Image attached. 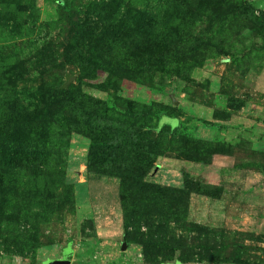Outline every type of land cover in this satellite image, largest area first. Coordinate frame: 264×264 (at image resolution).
Wrapping results in <instances>:
<instances>
[{
    "label": "rangeland",
    "instance_id": "1",
    "mask_svg": "<svg viewBox=\"0 0 264 264\" xmlns=\"http://www.w3.org/2000/svg\"><path fill=\"white\" fill-rule=\"evenodd\" d=\"M65 256L264 264V0H0V264Z\"/></svg>",
    "mask_w": 264,
    "mask_h": 264
},
{
    "label": "water",
    "instance_id": "2",
    "mask_svg": "<svg viewBox=\"0 0 264 264\" xmlns=\"http://www.w3.org/2000/svg\"><path fill=\"white\" fill-rule=\"evenodd\" d=\"M57 264H70V260L67 258V256H65L64 258L62 259H59L57 261ZM165 264H184V263H181V262H177V263H165Z\"/></svg>",
    "mask_w": 264,
    "mask_h": 264
},
{
    "label": "trees",
    "instance_id": "3",
    "mask_svg": "<svg viewBox=\"0 0 264 264\" xmlns=\"http://www.w3.org/2000/svg\"><path fill=\"white\" fill-rule=\"evenodd\" d=\"M177 124H178V123H177V121H175V122L173 123V125H172V126H173V127H176V126H177Z\"/></svg>",
    "mask_w": 264,
    "mask_h": 264
}]
</instances>
